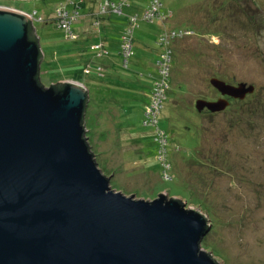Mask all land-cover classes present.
Returning <instances> with one entry per match:
<instances>
[{
	"label": "rangeland",
	"instance_id": "rangeland-1",
	"mask_svg": "<svg viewBox=\"0 0 264 264\" xmlns=\"http://www.w3.org/2000/svg\"><path fill=\"white\" fill-rule=\"evenodd\" d=\"M86 1L94 10L107 2ZM109 1L118 5L101 6L99 14L116 26V33L107 31L109 50L87 38L81 56L55 22L61 0H0V6L34 12L43 85L66 78L86 84V140L113 190L148 201L161 191L175 195L209 217L201 247L220 264H264V0H159L165 21L143 18L150 0ZM166 29L189 33L165 46ZM164 65L168 82L158 80ZM212 76L256 90L223 112L200 113L196 99L220 95ZM158 84L165 98L150 119L146 106Z\"/></svg>",
	"mask_w": 264,
	"mask_h": 264
},
{
	"label": "water",
	"instance_id": "water-1",
	"mask_svg": "<svg viewBox=\"0 0 264 264\" xmlns=\"http://www.w3.org/2000/svg\"><path fill=\"white\" fill-rule=\"evenodd\" d=\"M31 24L0 6V264H220L201 247L206 214L164 191L148 201L110 187L85 138L88 89L40 84ZM210 83L221 97L196 99L200 113L256 90Z\"/></svg>",
	"mask_w": 264,
	"mask_h": 264
},
{
	"label": "built area",
	"instance_id": "built-area-1",
	"mask_svg": "<svg viewBox=\"0 0 264 264\" xmlns=\"http://www.w3.org/2000/svg\"><path fill=\"white\" fill-rule=\"evenodd\" d=\"M127 1V0H126ZM82 0H61V2L59 3V5H57V9H56V13H58V15L56 16V24L57 27L60 28L61 30L65 31L66 33V37L70 38V39H74L75 38V34H74V30L72 28L73 23L75 22V20L78 19V15H79V9L82 7ZM125 3V2H124ZM117 3L111 2V1H107L106 3H103L102 5V10H107L108 8H114L115 6H117ZM161 6L162 3L159 0H152L151 4L149 7H147L144 11H143V18L147 21H154L155 19H162L165 18V13L160 12L161 11ZM116 12H121V6L119 5V7L115 10ZM23 13H25L26 15H28L30 18H32V23H35V18H34V12H25L22 11ZM39 20H43L42 17H39ZM137 20V17L134 16L131 19V23L132 25L134 24V22ZM189 32H183V31H174V30H169L166 29L165 32L163 33V37L161 38V43H163V45L167 46L168 43L173 40L176 39L177 37L181 38L183 36H185L186 34H188ZM127 39H125L123 37V43H125ZM122 43V44H123ZM122 47V46H121ZM124 48V54L127 55V45L124 44L123 45ZM130 48V46H129ZM169 49V48H168ZM170 50V49H169ZM165 52V51H164ZM130 54H131V48H130ZM163 57H165L166 62L169 60V55L166 53L163 55ZM161 64H165L164 62H161ZM169 66H162L161 67V78L158 80H163L168 82L167 78L169 76ZM86 72H88V70H85ZM156 88L151 91V98L149 100V104L146 106V113L149 114V118L151 119V116L156 117V115L158 114L160 108L162 107V101L165 98V88L163 90L162 85L158 84L157 86H155ZM154 121L156 122V118L154 119Z\"/></svg>",
	"mask_w": 264,
	"mask_h": 264
},
{
	"label": "crops",
	"instance_id": "crops-1",
	"mask_svg": "<svg viewBox=\"0 0 264 264\" xmlns=\"http://www.w3.org/2000/svg\"><path fill=\"white\" fill-rule=\"evenodd\" d=\"M106 1H109V0H106ZM151 1L152 0L149 1V3L146 6V8L150 6ZM127 2L131 3V0H127ZM103 3L104 2L99 3L97 9L94 10L93 9L95 7L94 4L88 5L87 1L83 0V4H82V7L80 8L81 10L79 12V16L80 17L77 19V23H75V24L73 23V25H72V28L74 30V34L76 35L74 39L67 38L65 31L62 30L64 32V38L67 39V40L76 41L75 45H77L79 47L76 50L77 53L73 54L74 56H77V55L81 56L80 54H78V52L80 51V45L84 46V48H87V44L89 43V42H87V38L93 39L92 44L95 43V42H97V43L101 42L102 43V47L101 48H103L104 50H109L108 49V47H109V43H108L109 37H108L107 31L110 29L111 31L115 32L113 27L116 28V26H115V24H112V23L108 24L107 23L106 19H108L109 17H107L106 15H103V16L99 15V14H102L100 7L103 5ZM110 12H113V11H110ZM171 14H172V12H171ZM98 16L101 18V20L97 18ZM139 17H141V16H139ZM166 18H168V16H165V18L156 19V20L165 21ZM114 35H116V34H114ZM90 48H92V47H90ZM62 50L63 49H58L57 50V56H55L54 59L56 58L58 60V58H57L58 57V53L60 54V52ZM104 50H103L102 53L105 52ZM101 51H99L97 56H99V55L101 56V54H100ZM85 52L86 51H84V54H85ZM43 57H44V55H43ZM65 59H66V56L64 57L63 62H66V61L69 62V63L71 62L70 60H65ZM71 68H72V66L70 65V69ZM66 80L74 81V82H80V83H82V84H84L86 86V84L83 83L81 81V79H78V78L77 79L76 78H66V79H63L62 81H66Z\"/></svg>",
	"mask_w": 264,
	"mask_h": 264
},
{
	"label": "trees",
	"instance_id": "trees-1",
	"mask_svg": "<svg viewBox=\"0 0 264 264\" xmlns=\"http://www.w3.org/2000/svg\"><path fill=\"white\" fill-rule=\"evenodd\" d=\"M83 4V3H82ZM31 30H32V34H33V36H36V34H35V31H34V29H33V25L31 24ZM37 37V36H36ZM43 55H44V52H42V55H41V57H40V61H42V59H43ZM40 70H41V68H40ZM38 80H39V82H40V84L41 85H43L42 84V82H41V74H40V71L38 72ZM51 85H54V86H56V88L57 89H61V88H63L64 87V83H61V82H55V84H51ZM90 96V95H89ZM89 101V100H88ZM88 101H86V104H85V106H86V109H85V112H86V110H87V107H88ZM84 118L82 119V123L84 124L85 123V113H84V116H83ZM85 138L87 139V137H86V134H85ZM88 144H89V142H88ZM89 148H91V146L89 145ZM93 152V151H92ZM93 154H94V152H93ZM95 155V154H94ZM182 202V201H181Z\"/></svg>",
	"mask_w": 264,
	"mask_h": 264
},
{
	"label": "flooded vegetation",
	"instance_id": "flooded-vegetation-1",
	"mask_svg": "<svg viewBox=\"0 0 264 264\" xmlns=\"http://www.w3.org/2000/svg\"><path fill=\"white\" fill-rule=\"evenodd\" d=\"M236 83H239V82H236ZM235 83V84H236ZM219 97H221V94L219 95V96H217V97H215V98H212V99H209V100H215V99H217V98H219ZM228 99H230L229 97H228ZM238 100V99H237ZM234 100H232V102H233ZM236 101V100H235ZM231 102V103H232ZM202 112H207V113H210L208 110H206V109H204Z\"/></svg>",
	"mask_w": 264,
	"mask_h": 264
},
{
	"label": "clouds",
	"instance_id": "clouds-1",
	"mask_svg": "<svg viewBox=\"0 0 264 264\" xmlns=\"http://www.w3.org/2000/svg\"><path fill=\"white\" fill-rule=\"evenodd\" d=\"M6 8V7H5ZM9 8H12V9H15V10H17L16 8H13V7H9ZM19 11H24V10H21V9H18ZM17 10V11H18ZM26 12V11H25ZM47 21V20H46ZM33 24V23H32ZM35 25V23L33 24V26ZM35 33H36V30H35Z\"/></svg>",
	"mask_w": 264,
	"mask_h": 264
}]
</instances>
